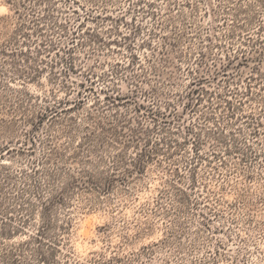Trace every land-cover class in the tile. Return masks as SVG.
Instances as JSON below:
<instances>
[{"label": "rangeland", "instance_id": "obj_1", "mask_svg": "<svg viewBox=\"0 0 264 264\" xmlns=\"http://www.w3.org/2000/svg\"><path fill=\"white\" fill-rule=\"evenodd\" d=\"M0 264H264V0H0Z\"/></svg>", "mask_w": 264, "mask_h": 264}]
</instances>
